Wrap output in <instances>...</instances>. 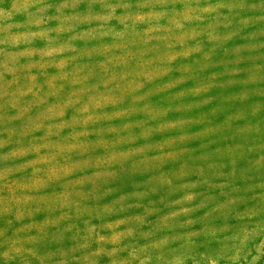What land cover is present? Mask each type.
<instances>
[{"label": "rangeland", "instance_id": "1", "mask_svg": "<svg viewBox=\"0 0 264 264\" xmlns=\"http://www.w3.org/2000/svg\"><path fill=\"white\" fill-rule=\"evenodd\" d=\"M0 264H264V0H0Z\"/></svg>", "mask_w": 264, "mask_h": 264}]
</instances>
